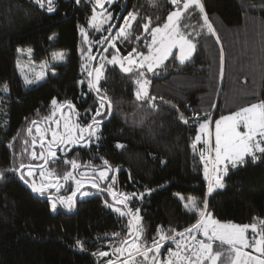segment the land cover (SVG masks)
<instances>
[{
	"label": "trees",
	"instance_id": "1",
	"mask_svg": "<svg viewBox=\"0 0 264 264\" xmlns=\"http://www.w3.org/2000/svg\"><path fill=\"white\" fill-rule=\"evenodd\" d=\"M202 2L216 35L201 29L203 21L197 9L185 15L182 30L191 34L196 49L183 64L173 54L155 75L146 73L151 96L171 101L169 104L157 99L154 109L136 99V70L124 73L107 61L113 52L123 56L133 48L147 52L151 35L144 33L145 18H151V27L162 25L169 12L175 10L170 0H156L155 6L150 0H113L105 5L113 18L99 30L89 25L95 0H55V11L51 13L35 0H0V89L8 86L7 92L0 90V264H107L116 258L110 245L119 246L128 234L130 218L106 206V201L112 204L107 194L93 192L87 198L78 195L74 213H70L73 208L59 203L52 211L48 198L32 193L17 173L10 171L21 162L43 163L29 159L32 137L27 130L33 121L43 129L56 128L47 119L54 111L53 98L59 104L71 102L74 112L66 107L63 116L68 113L72 123L75 119L86 126L92 120L99 107L97 92L88 86L94 57L93 72L97 65L104 64L99 87L110 98L112 113L107 121V114L101 117L104 122L98 138L57 151L55 161L45 169L54 171L64 185L54 194L67 197L75 188L70 180H63L65 172L73 171L66 161L76 160L82 166L77 169L81 172L90 166L102 169L103 160H107L111 171L102 186L107 189L115 175L117 193L136 194L128 205L133 211L140 209L142 242L151 245L154 237L158 239V226L181 231L196 221L197 216L185 209L180 196L195 197L202 205L207 194L205 164L200 159L202 151L207 154V146L198 142L195 150L192 147L199 123L211 117L212 127L215 118L264 100V0ZM134 10L139 19L129 39L115 40V47L101 42L117 21L110 34L114 37L123 18ZM183 25L188 27L184 29ZM58 52L64 53L63 60L54 57ZM25 56L38 62L53 59L55 73L26 86L17 66ZM82 64L86 69L82 70ZM59 111L55 119H59ZM32 135L36 136L35 127ZM46 139H51L49 133ZM38 142L37 137V154L41 150ZM32 178L41 183L40 169H35ZM223 182V188L207 194L208 210L216 219L237 224L264 220V156L256 162L247 158L237 168L229 165ZM140 193L144 194L142 198ZM113 233L120 236L113 238ZM77 240L83 242V248L76 246ZM167 247L161 245L162 259ZM101 251L110 255H94Z\"/></svg>",
	"mask_w": 264,
	"mask_h": 264
},
{
	"label": "snow or ice",
	"instance_id": "2",
	"mask_svg": "<svg viewBox=\"0 0 264 264\" xmlns=\"http://www.w3.org/2000/svg\"><path fill=\"white\" fill-rule=\"evenodd\" d=\"M41 8L46 6L48 12L55 11V0H35ZM79 3V0H77ZM113 0H95L93 14L89 19V25L100 29L102 24L108 23L113 18V13L107 11L105 5L112 4ZM150 3L155 6L156 0H150ZM175 10L169 12L166 21L162 26L157 24L151 27V18H145L146 22L142 25L144 33L150 32L151 43L147 44L148 54L145 55L133 48L127 56L118 57L113 55L109 64H119L124 73L132 74L136 70L135 83L138 85L135 92L136 99L143 101L151 108H157L156 100L159 99L163 103H171L165 101L163 97L151 96L149 91L150 80L147 79L146 73L155 75L157 70L165 66V61L170 55H173V49L177 48L178 54L176 59L183 64L191 58L196 49V44L193 43L190 33L182 30V20L193 8L197 9L201 14L203 23L201 29L206 28L207 32L213 36L216 35L215 29L209 20L205 11V6L202 0H170ZM97 8L100 10L97 11ZM124 23L116 31V35L103 38L101 42H106L115 47L114 41L117 39L127 40L132 35L134 22L139 19L138 11L129 12L124 18ZM159 19V18H158ZM188 26L183 25L186 29ZM81 33L85 35L87 41V34L84 29H80ZM109 32L113 29L109 28ZM199 34V33H198ZM137 40L140 36L136 37ZM217 42H219L217 38ZM31 53V49L27 50ZM107 51V49H105ZM55 58L59 60L64 59V53L58 52ZM88 59L93 57L88 56ZM127 63V66L125 64ZM18 62V67H19ZM221 66H223V52L221 51ZM46 67V65H42ZM82 70L86 69V65H81ZM104 64L96 67L93 71L88 72L89 80L88 86L97 92L99 97V107L92 120L86 125L82 126L79 123H72L70 118L61 115L63 120V131L60 130V119H55L56 110L67 107L74 112V106L70 101H65L59 104L53 98V114L49 117L51 123L56 124V128L48 127L42 129L37 126V122L33 121L28 128V135L32 137L31 147L32 151L29 154L31 160H41L42 165H36L40 168V176L42 181L37 184L33 177L35 168L31 163L25 164L21 162L18 167L10 169L20 175V179L31 188L32 192L43 196L49 189H55L57 193L64 187L60 182L61 177L56 175L54 171H45L47 165L54 162L57 156V151H64L66 146L80 144L81 142L87 144L93 137L98 138V132L102 123L101 117L106 114L110 115L112 110V102L107 96L106 92H101L99 87L100 81L104 78ZM43 78V73L37 75L35 80L24 77L26 85L33 84L36 80ZM4 92L8 91V86L5 84L2 89ZM180 118L187 123L188 121L180 114ZM200 119V118H198ZM211 117L208 120H203L199 123L197 135L193 141L192 147L195 150L198 142L202 140L207 146V154L200 153V159L204 162V175L208 181L207 194H211L217 188H223L224 178L227 176L229 165L232 168H237L246 163L247 158H251L256 162L260 156H264V100L252 103L248 106L242 107L235 112L228 115H222L215 121V146L211 145V131L209 129ZM33 127H35L36 136L32 135ZM47 133L51 134V139H46ZM37 137L39 139L40 152L35 151L37 145ZM15 139V138H13ZM28 141L25 140V145ZM11 146V144L9 145ZM117 147H124L118 144ZM25 153H28V148L25 147ZM214 154V158H213ZM103 159V158H101ZM70 163L73 171L65 172L63 180H72L76 187L72 194L65 196H48L51 202V210H57V204H62L71 209L75 206V197L79 194L80 197L90 195L89 192L82 191L85 182H90L92 188L100 189V183L108 178V172L111 171V166L107 160H103L102 169L95 167L91 171L80 173V178L77 179L74 172L82 167L76 160L66 161ZM209 165L212 166L210 174ZM222 166V167H221ZM84 167H89L84 165ZM26 170V171H22ZM3 178V172H0V179ZM31 179V182L29 181ZM111 183L108 184L107 189H104L113 198L114 203L109 204L105 202L107 207L113 208L120 216H128L127 236L124 237L119 246L110 245L111 254L116 258L109 259L107 264H137L138 258L140 264H264V220H259L252 224H236L231 221L222 222L216 219L214 214L208 210L207 194L201 205L197 198L189 196L187 198L180 196L184 200V207L187 211L194 213L197 216L196 222L184 231H178L174 228L165 230L163 226L157 227V236L153 238L152 244L149 245L144 240V226L140 216V209L133 211L128 201L136 196L133 194L117 193L114 190L116 181L115 175L111 177ZM151 191V189H146ZM140 193V198L143 197ZM179 196V194H177ZM117 205H121L119 207ZM126 209V211H125ZM251 231L252 236H248ZM119 233H113V238H118ZM170 240L176 245L175 250L169 249L166 258L160 257L161 243ZM76 246L83 248V242L76 241ZM219 249V250H217ZM100 257H107L110 255L107 251L94 253Z\"/></svg>",
	"mask_w": 264,
	"mask_h": 264
},
{
	"label": "rangeland",
	"instance_id": "3",
	"mask_svg": "<svg viewBox=\"0 0 264 264\" xmlns=\"http://www.w3.org/2000/svg\"><path fill=\"white\" fill-rule=\"evenodd\" d=\"M100 9H98L97 11H99ZM172 11H174V10H172ZM168 16V15H167ZM91 18V17H90ZM166 19H167V17H166ZM166 21V20H165ZM164 21V22H165ZM163 25V24H162ZM162 25H160V26H162ZM155 27V26H154ZM80 33H81V31H80ZM173 53L175 54V57H176V54H178V49L177 48H174L173 50ZM19 54L20 55H22V52L21 51H19ZM143 54H145V55H147L148 54V51L147 52H145V53H143ZM27 55V54H26ZM113 55H117L118 57H124L123 55H120V54H118L117 52H113V54H112V56ZM128 55V54H127ZM126 55V56H127ZM112 56L110 57V60H111V58H112ZM171 56V55H170ZM169 56V57H170ZM55 57V56H54ZM178 61V60H177ZM19 62V67H18V71H19V73H20V75H21V78L23 79V81H24V77L25 76H27L29 79H31V80H35V77L37 76V75H39V74H41V73H43V78L42 79H40V80H36V82L35 83H38V82H40V81H42L43 79H45L46 77H47V75L49 74V73H51V74H54L55 73V69H54V67L52 66L53 65V59H50V60H48V61H34V60H32V58L30 57V56H25V57H23V58H20V61H18ZM179 62V61H178ZM125 64H126V66H127V63L125 62ZM42 65H46V67H42ZM101 64H99V65H97V67H99ZM119 68H120V65L119 64H116ZM18 66V65H17ZM135 70V69H134ZM93 74H94V72H93ZM25 83V82H24ZM35 83H33V84H35ZM26 85V84H25ZM30 85H32V84H29V85H26V86H30ZM137 87H138V85L136 84V89H135V92H136V90H137ZM256 103V102H255ZM230 114V113H229ZM226 115H228V114H226ZM64 117H68L69 118V115H68V113H65V115H64ZM220 118V116L219 117H217V118H215V120H214V123H213V125H212V127H210L209 126V129H210V131H211V133H212V135H211V145H212V147H214L215 146V135H214V133H215V121L217 120V119H219ZM43 129V128H42ZM50 134V133H49ZM37 135V134H36ZM50 137H51V134H50ZM200 142H203V137H202V140L200 141ZM258 156H260V154H257ZM213 158H214V154H213ZM210 167V173H211V171H212V166L210 165L209 166ZM222 167V166H221ZM38 184V183H37ZM82 191H86V192H89L90 193V195H87V196H84V197H80V198H87V197H91L92 195H93V192L94 191H92V190H90V189H88V188H84ZM223 222V221H222ZM237 224V223H236ZM241 225H243V224H241ZM248 236L249 237H251L252 236V233H251V231H249L248 232ZM217 250H219V249H217Z\"/></svg>",
	"mask_w": 264,
	"mask_h": 264
},
{
	"label": "water",
	"instance_id": "4",
	"mask_svg": "<svg viewBox=\"0 0 264 264\" xmlns=\"http://www.w3.org/2000/svg\"><path fill=\"white\" fill-rule=\"evenodd\" d=\"M121 15H122V12L120 13L119 18L121 17ZM116 23H117V21H116ZM116 23L114 24L113 28L115 27ZM113 28H112V29H113ZM111 33H112V32H109V34H108L107 37H109ZM96 56H97V54H96ZM95 59H96V57H94L93 64H94V62H95ZM93 64H92V67H91L90 71H93ZM65 108H66V107H65ZM65 108L60 109V111H59L60 130H61V131H63V120L61 119V115L63 114V111H64ZM111 113H112V111H111ZM110 116H111V114L108 115V117H107L106 120H104V121H107V120L110 118ZM73 119H74V115H73ZM104 121H102V123H103ZM74 123H76V122H75V119H74ZM38 145H39V142H38ZM42 164H43V163H42ZM42 164H40V165H42ZM33 167H34L35 169H40V168L36 167V165H33ZM17 175H18V178L20 179V175H19L18 173H17ZM20 180H21V179H20ZM21 181H22V180H21ZM22 182H23V181H22ZM27 187H28V186H27ZM86 187H87V186L84 185V188H86ZM28 188H29L30 191L32 192L31 188H30V187H28ZM84 188H83V189H84ZM83 189H82V190H83ZM99 190H100V189H99ZM100 191H102V192H104L105 194H107V195L109 196L111 202L114 203L113 198L108 194L107 191H104V190H100ZM32 193H34V192H32ZM78 195H79V194H78ZM78 195H77V197H78ZM42 197H43V198H48V196H42ZM77 197H75V200H76ZM117 206L122 207L121 205H117ZM75 209H76V208H75V206H74V207H73V210H72L70 213H74V212H75ZM125 210H126V209H125Z\"/></svg>",
	"mask_w": 264,
	"mask_h": 264
},
{
	"label": "flooded vegetation",
	"instance_id": "5",
	"mask_svg": "<svg viewBox=\"0 0 264 264\" xmlns=\"http://www.w3.org/2000/svg\"><path fill=\"white\" fill-rule=\"evenodd\" d=\"M90 167H94V166H90ZM85 171H91V169H84V170H81V172H85ZM79 170H76V178L77 179H79L80 178V173H81ZM70 182H71V184H74V187H76V184H75V182L74 181H72V180H70ZM102 183L103 182H101L100 183V190H104V189H106L105 187H103L102 186ZM85 186H87L86 188H88V189H90V190H93L94 192H102V191H100V190H98V189H95V188H92V186H91V183L90 182H85V184H84ZM51 190V192H47V193H45L44 195H51V196H56V194H54V192H56V190L55 189H50ZM104 191H106V190H104ZM104 193V192H103ZM105 194V193H104Z\"/></svg>",
	"mask_w": 264,
	"mask_h": 264
},
{
	"label": "built area",
	"instance_id": "6",
	"mask_svg": "<svg viewBox=\"0 0 264 264\" xmlns=\"http://www.w3.org/2000/svg\"><path fill=\"white\" fill-rule=\"evenodd\" d=\"M196 222V221H195ZM194 222V223H195ZM193 223V224H194ZM192 225V224H191ZM190 225V226H191ZM190 226H188V227H190ZM188 227H186V228H188ZM186 228H184L183 230H181V231H184ZM167 245L168 247L166 248V250H165V254H164V256H163V258H166L167 256H168V252H169V249H173V250H175V247H176V245H175V243L173 242V241H170V240H166V241H163L162 243H161V245Z\"/></svg>",
	"mask_w": 264,
	"mask_h": 264
}]
</instances>
